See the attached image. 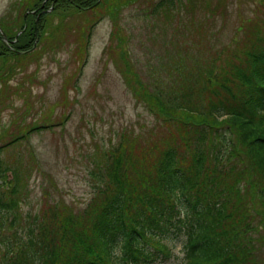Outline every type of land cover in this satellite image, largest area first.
I'll list each match as a JSON object with an SVG mask.
<instances>
[{"label": "trees", "instance_id": "trees-1", "mask_svg": "<svg viewBox=\"0 0 264 264\" xmlns=\"http://www.w3.org/2000/svg\"><path fill=\"white\" fill-rule=\"evenodd\" d=\"M40 1L26 11L34 10ZM206 1L202 0L203 6ZM259 1L264 8V0ZM62 2L57 0L54 8L63 6ZM64 3L72 13L95 12L106 4L114 30L119 29L116 21L122 11L137 3L143 4V18L156 26L159 20L171 21L177 15L180 21L175 23L172 40L185 48L191 38L195 41L194 23L204 22L193 13L190 20L181 17L195 10L197 0ZM214 8L206 11V19L219 13ZM94 16L89 20L91 26L98 20ZM31 24L32 37L22 30L18 44L7 45L0 39L3 63L8 61L4 60L8 57L5 48L30 50L34 41ZM6 25L0 23V30L14 39L15 32L10 35ZM236 31L240 35L200 69L185 67L179 60L169 72L179 83L176 89L172 85L169 90L159 89L157 82L151 88L136 72L134 77L130 57L124 54L129 69L122 75H127L126 84L136 103L154 115L166 133L155 154L149 146L139 149L137 138L126 129L117 130L109 146L97 144L88 161L92 194L80 210L60 198L28 206L35 155L26 142L31 133L53 125L35 121L17 124L11 132L3 129L0 264H156L173 257L176 240L181 241L183 264H264V18L239 24ZM120 32L116 42L109 43V53L114 46L124 53L129 38ZM17 54L12 53L13 57ZM11 73L0 66V89ZM8 99L0 93V107ZM14 146L24 147L18 150L19 159L14 158L16 151L11 152Z\"/></svg>", "mask_w": 264, "mask_h": 264}, {"label": "rangeland", "instance_id": "rangeland-1", "mask_svg": "<svg viewBox=\"0 0 264 264\" xmlns=\"http://www.w3.org/2000/svg\"><path fill=\"white\" fill-rule=\"evenodd\" d=\"M36 1L0 0V23L7 24L10 35L15 32L12 41L0 30V39L7 45L14 41L18 44L22 30L32 37L31 22L34 27L30 50L23 53L28 48H5L8 57L4 60L8 61L0 60L4 70H12L5 84L7 87L3 85L4 89H0L1 95L9 98L8 104L0 107V132L3 129L11 132L17 124L35 121L53 125L31 133L26 142L35 155L30 165L34 171L32 176L31 172L29 174V207L39 202L46 205L60 198L58 200L75 210L84 208L92 194L91 163L88 161L95 146H109L117 130H129L137 138L139 149L162 147L160 137L166 130L158 125L154 115L136 103L126 84L128 77L122 75V71L129 69L125 67V53L130 57L127 55L134 77L136 72L151 88L157 82L159 89L169 90L171 85L176 89L179 83L174 80L175 74L172 76L169 72L175 70L179 60L185 67L200 69L222 46L240 35L241 30L236 31L239 24L264 18L263 4L259 0H207L204 6L202 0H197L201 6L197 4L194 11H185L181 17L190 20L193 13L204 22L194 23L192 37L195 41L191 38L190 45L186 44L189 48H185L178 45V40L177 43L172 40L179 16L175 15L171 21L159 20L158 27L143 18V4L137 3L125 8L118 23L116 21L119 32L129 38L123 53L114 46L119 32L114 30L115 23L109 17L106 4L99 5L95 12L90 9L73 13L65 9V5L39 6L41 12L48 14L45 19H39L37 33L35 26L40 8L26 11V7ZM213 7L219 8V13L206 19V11ZM94 14L98 15V20L91 26L89 20L96 17ZM112 40L114 47L109 53L107 49ZM15 52L18 54L13 57ZM193 98L200 100L197 96ZM20 148L24 147L10 148L11 152L16 151V159L20 158ZM154 154L151 152V156ZM23 156L26 155L23 153ZM23 162L25 164L26 160ZM172 246L173 257L156 264H183L181 241L176 240Z\"/></svg>", "mask_w": 264, "mask_h": 264}, {"label": "flooded vegetation", "instance_id": "flooded-vegetation-1", "mask_svg": "<svg viewBox=\"0 0 264 264\" xmlns=\"http://www.w3.org/2000/svg\"><path fill=\"white\" fill-rule=\"evenodd\" d=\"M40 1V0H39ZM56 1L57 0H46V2H45V4H44V6H43V8H46V7H49V6H51V4L53 3V6L56 4ZM42 2H43V0H41L40 1V3H39V5L37 6V7H35V9L37 10V9H39L40 7V5L42 4ZM62 4L64 5L65 3H64V0H63V2H62ZM42 11V8H40V11H39V17H38V23H37V26H35V30H36V32L38 33V29H39V22H40V20L39 19H41V17H43V15L45 14V13H47V12H41ZM18 38V37H17ZM14 39H12V41H13ZM15 42V41H14Z\"/></svg>", "mask_w": 264, "mask_h": 264}, {"label": "water", "instance_id": "water-1", "mask_svg": "<svg viewBox=\"0 0 264 264\" xmlns=\"http://www.w3.org/2000/svg\"><path fill=\"white\" fill-rule=\"evenodd\" d=\"M46 0H43V2H42V4L40 5V7H43L44 6V2H45ZM46 11H48V10H46ZM18 35V34H17ZM16 35V36H17ZM3 38L4 39H6V37H5V35H3ZM16 38V37H15ZM34 44H35V42H34ZM9 177H11V174L9 173Z\"/></svg>", "mask_w": 264, "mask_h": 264}]
</instances>
